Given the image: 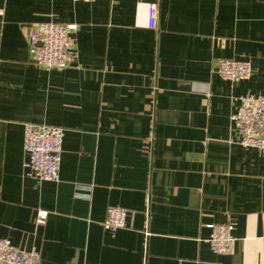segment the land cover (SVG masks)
<instances>
[{
    "label": "crops",
    "instance_id": "0c3cea01",
    "mask_svg": "<svg viewBox=\"0 0 264 264\" xmlns=\"http://www.w3.org/2000/svg\"><path fill=\"white\" fill-rule=\"evenodd\" d=\"M51 22L81 27L64 70L22 33ZM224 60L252 76L222 79ZM246 95L264 96V0H0V238L40 264H264V154L232 121ZM27 124L65 131L59 183L27 176ZM111 207L126 229L103 228ZM230 224L218 254L210 226Z\"/></svg>",
    "mask_w": 264,
    "mask_h": 264
},
{
    "label": "built area",
    "instance_id": "2783aa9c",
    "mask_svg": "<svg viewBox=\"0 0 264 264\" xmlns=\"http://www.w3.org/2000/svg\"><path fill=\"white\" fill-rule=\"evenodd\" d=\"M92 3L99 0H74ZM158 10L155 5L150 10V27L156 28ZM78 24L38 23L22 27L23 36L29 43L32 61L47 70H64L75 57V36L80 31ZM219 76L236 83L252 76V66L248 61L224 60L218 65ZM240 105L232 121L240 133V144L264 154V96L246 95L239 98ZM65 131L62 128L27 124L25 126L24 149L27 156L25 169L27 176L38 181L59 183L61 181V160ZM49 212L40 210L36 223L44 225ZM128 211L111 207L107 211L103 228L116 233L127 228ZM209 243L218 254L229 253L234 245L232 225H211ZM41 254L37 249L24 251L15 247L8 239L0 238V264H40Z\"/></svg>",
    "mask_w": 264,
    "mask_h": 264
}]
</instances>
